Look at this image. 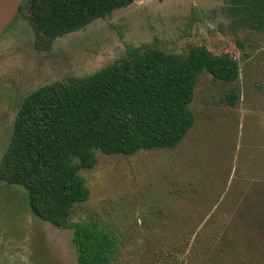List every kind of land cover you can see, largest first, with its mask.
I'll return each mask as SVG.
<instances>
[{"label": "rangeland", "instance_id": "1", "mask_svg": "<svg viewBox=\"0 0 264 264\" xmlns=\"http://www.w3.org/2000/svg\"><path fill=\"white\" fill-rule=\"evenodd\" d=\"M33 40L21 16L0 35V160L25 96L91 75L128 45L180 54L203 45L238 60L233 83L198 76L195 122L175 148L96 152L95 166L79 172L89 199L70 221L92 219L115 235L110 264H264V29L237 27L223 0H135L48 52ZM77 256L72 228L43 222L23 187L0 183V264H78Z\"/></svg>", "mask_w": 264, "mask_h": 264}, {"label": "trees", "instance_id": "2", "mask_svg": "<svg viewBox=\"0 0 264 264\" xmlns=\"http://www.w3.org/2000/svg\"><path fill=\"white\" fill-rule=\"evenodd\" d=\"M135 0H22L15 16L28 21L33 47L48 52L55 40L85 29ZM240 29H264V0H223ZM14 16V17H15ZM239 62L205 46L186 54L128 45L118 60L79 78L39 87L22 100L0 160V183L21 186L32 214L59 229L74 230L78 264H110L118 242L92 219L70 221L90 192L81 170L96 152L128 156L173 149L195 122L190 108L198 76L233 83ZM232 89L225 99L235 104Z\"/></svg>", "mask_w": 264, "mask_h": 264}, {"label": "water", "instance_id": "3", "mask_svg": "<svg viewBox=\"0 0 264 264\" xmlns=\"http://www.w3.org/2000/svg\"><path fill=\"white\" fill-rule=\"evenodd\" d=\"M22 0H0V35L19 10Z\"/></svg>", "mask_w": 264, "mask_h": 264}]
</instances>
